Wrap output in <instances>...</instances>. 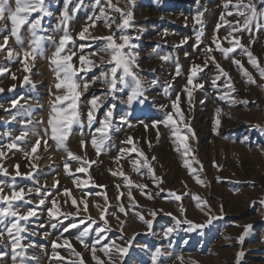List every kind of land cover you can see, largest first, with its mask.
Listing matches in <instances>:
<instances>
[{
	"label": "rangeland",
	"instance_id": "rangeland-1",
	"mask_svg": "<svg viewBox=\"0 0 264 264\" xmlns=\"http://www.w3.org/2000/svg\"><path fill=\"white\" fill-rule=\"evenodd\" d=\"M168 1L134 0L129 6L128 0H112L116 7L133 13L132 27L124 34L131 38L130 45L135 47H126L124 51L135 57L133 71L142 81L143 95L131 104L127 102L133 81L131 77L125 78L127 87L119 83L122 70L117 72L115 90H110L102 79L89 83L77 101L81 123L72 125L64 146H58L50 138L48 124L55 96L64 94L63 90L55 88L58 81L55 65L51 64L56 45L66 28L73 42L66 45L65 53L69 50L75 53L71 63L82 69L77 79L90 82L102 69L112 67L100 63L101 57L105 61L110 59L108 54L99 51L105 42L92 37L115 32L117 43H122L116 29V24L121 22L120 14L110 9L106 0H101L100 6L96 0H81L78 6L77 0H71L67 6L71 19L62 25L65 0H45L50 14L42 18V30L37 33L44 37L42 51L38 50L35 59L29 57L27 61L23 59V52L31 50L29 25L20 29L23 42L18 44L15 37L9 35L11 22L7 9L5 18L0 20V29H6L0 31V44L3 37L9 35L6 49L0 51V68L7 69L0 75V151L4 153L0 157V168L7 170V175L0 171V195L10 196L13 191L23 188L25 201L30 203L13 201L14 209L25 213L31 208L36 212L27 222H21L27 227L22 233V243L34 245L27 250V256L35 257L34 264H81V261L96 264L91 246L97 239V228L104 229L100 234L101 243L95 245L96 256L104 264H108V258L99 249L113 243L128 249L116 264H264V205L260 203L264 200V79L248 62L241 48L236 47L225 58L213 43L216 39L221 47H233L235 38L239 37L244 48L257 57L260 67H264V26L257 28L253 24L251 31L233 32L229 36L230 29L220 16L224 15L225 20L233 24L240 19L242 24L243 19L238 18L232 8L236 0H231L227 9L224 5L228 0H198L202 4L198 12L213 15L217 22L207 25L208 35L213 38L198 41L205 49L191 55L190 49L196 46L191 34L195 24L192 6L197 0H185L189 53L180 62L187 65L184 72L185 66L177 65L178 61L174 62L170 56V50L179 43L178 36L167 31L165 24H157L158 19L163 20L166 16L161 7ZM254 2L257 10L264 9L262 0ZM101 6L110 19H115L111 29L104 27L103 19L96 21L95 27L91 26L93 21L89 18L99 16ZM8 7L14 10L15 0H9ZM228 12L233 14L229 16ZM39 16V13H32L29 23ZM261 24L264 25V20ZM217 25H220L218 30ZM84 27L89 28L91 35L86 33L88 39L81 40L78 34ZM81 45H84L83 49ZM209 47L212 48L211 56L228 77L223 76L209 59L206 54ZM7 48L21 55L8 58ZM81 55L85 57L83 65L79 61ZM165 56L169 58L162 59ZM233 59L240 60L243 68L256 80L255 84L247 81ZM88 60L93 64L89 65ZM25 64L30 71L25 72ZM194 66H200L202 70L192 78L193 83L188 84ZM25 76L29 77L27 83ZM213 80H216L215 85ZM228 83L234 92L226 86ZM225 93H228L227 98ZM177 95L184 117L182 121L172 108ZM93 99L97 100L98 107L90 124L87 114ZM110 108L108 139L98 154L91 141L94 137L99 140L101 134L96 129ZM170 113L177 120L181 134L188 136L192 150L188 157L182 155V149L176 151L174 129L158 123ZM23 132L28 135L22 140L17 139ZM129 138L131 144L126 143ZM37 140L40 143L33 153ZM10 144L16 147L9 148ZM133 147L137 151H128ZM69 151L81 159H72ZM141 151L152 172L142 166ZM137 159L141 161L137 166L139 171L132 163ZM185 159L192 165L191 169L184 166ZM80 168L84 171H78ZM17 171L21 175H17ZM197 176L203 184L197 182ZM172 193L180 195L181 199L176 200ZM42 199L43 205L40 204ZM52 201L59 209L55 218L48 213L53 207ZM120 206L125 212L119 210ZM0 207H7V202H0ZM152 211L157 213L155 218L150 215ZM140 216L152 220L151 229ZM13 219L7 217L4 222L9 224ZM185 219L204 227L189 231V225L183 223ZM72 224L78 227L73 228ZM85 227H89L90 232L81 244L77 237ZM168 228L173 232L166 236ZM65 240L71 247L64 244ZM53 243L63 246L54 249ZM10 245L5 234L0 241V253L6 255L0 259V264H13ZM157 249L160 256L154 262L152 257ZM76 252L80 253L79 257ZM111 254L117 255L115 248Z\"/></svg>",
	"mask_w": 264,
	"mask_h": 264
},
{
	"label": "snow or ice",
	"instance_id": "snow-or-ice-1",
	"mask_svg": "<svg viewBox=\"0 0 264 264\" xmlns=\"http://www.w3.org/2000/svg\"><path fill=\"white\" fill-rule=\"evenodd\" d=\"M81 0H77V6ZM264 2V0H262ZM71 3V0H65V10L63 13V19L60 21L62 25L66 24L68 20L71 19V17L68 14V4ZM107 6L112 9L113 11L120 14L121 22L116 24V29L120 32V35L118 37L119 41H122V43H117V38L115 32H113L111 35L108 36H95L92 37L94 40H102L104 41L103 47L99 49L100 52H104L110 56V59L107 61L104 60L103 57L100 59L101 64H110L112 67L101 70L100 75L95 77L92 81H84V80H78V73L82 71L81 68H77L73 63H71L73 56L75 55L74 52L65 53L66 45L69 42H73V37L68 33L67 29H64V34L60 38L59 43L56 45V50L51 58V64L55 65L54 72L56 80L58 81L55 84V88L59 90H63L64 94L62 95H56L54 101L52 102L51 106V112L48 119V124L51 127V136L50 138L56 141L58 146H64L65 141L68 136V132L71 129L73 124H80L81 119L79 112L77 110V101L79 100L82 91H86L89 87V83H95L96 80L102 79L104 83L109 85L110 90H115L118 80H117V72L118 70H122V75L119 77V83L124 84L126 87L128 86L126 79L127 77H131L133 84L131 86V94L128 95L127 102L131 104L133 101L137 100L140 96L143 95V88H142V81L137 76L136 72L133 71V68L136 67L135 65V57L131 52H125L124 49L126 47H135V45H130V37L126 34H124L125 30L129 27H132L131 21L133 13L131 11L125 12L119 7H116L114 4H112V0H106ZM134 3V0H128V5L131 6ZM231 3V0H228V3L224 5L225 9L228 8L229 4ZM96 4L98 6L101 5V0H96ZM9 0H0V20H3L5 18V11L7 9L9 15L8 19H10L11 22V30L9 32V35L12 37H15V40L18 44H22V38L20 36V29L25 25H29V31L31 33L32 37V43L30 46V51L26 50L23 52V59L27 61L29 57H31L32 60L35 59V53H37L38 50L42 51L41 48V41L44 39V37L39 36L37 33L38 31L42 30L41 27V20L44 16L49 15L50 13L47 11V8L45 6V0H15V9L12 10L8 7ZM233 10L236 12V15L238 18L243 19V23L241 24L240 19H237L236 23L233 24L231 22H228L225 20L224 15L220 16V20L224 21L228 25L229 36L232 35L233 32H241L244 30L251 31V27L253 24L257 28L262 27L264 25L261 24V21L264 20V9L257 10L256 4L254 0H248V2H245V0H236V3L232 4ZM74 11L76 9H73ZM32 13H39L40 16L38 18L33 19L29 23V17L32 15ZM229 16H231L233 13L228 12ZM203 15V13H198L195 17V22L197 24H201L200 17ZM93 21L92 27H95V22L103 19L104 27L111 29L112 25L115 23V19H110L109 16L106 14L105 9L103 6L100 7V15L96 16L94 18H89ZM220 25H217V30L219 29ZM0 31H6V29H0ZM86 33L91 35L89 33V28L84 27L79 32V38L81 40L88 39V36H86ZM9 35H5L3 37V43L0 44V51H4L6 49V46L8 45L9 41ZM203 35L202 26L201 30L197 32L196 39L197 41H200L201 36ZM50 39V38H49ZM224 39H228L225 37ZM181 43H184L182 41ZM213 43L215 44V47L217 50H219L225 58H228V54L235 51L236 47L241 48L245 54L248 57V62L257 69V71L260 74V77L264 79V67H260L257 57H255L251 51H248L244 48V45L240 43L239 37L235 38V43L233 47H221V44L218 42V40L214 39ZM230 44L233 43V41H229ZM84 45H81V49H83ZM212 48L209 47L206 49V54L208 55L209 59L215 63L216 68L219 70V72L225 76L228 77V73L220 66L218 62L215 61V57L211 56ZM61 53H65L64 55H61ZM21 54L14 51V49L7 48V56L8 58L19 57ZM187 55V53H186ZM169 57L165 56L162 57V59L167 60ZM79 61L81 65L85 62V57L81 55L79 57ZM207 62H205V66L207 65ZM87 63L89 65H92L93 62L91 60H88ZM233 63L238 65L243 72V75L247 78V81L249 83L255 84L256 80L253 78L251 73L247 71V69L243 68V65L241 64L240 60L233 59ZM25 72L30 71L27 64H25L24 68ZM91 68L88 69L90 71ZM202 68L200 66H194L191 70V77L188 79V84L193 83V77L197 75L198 71H201ZM7 71L5 68H0V75H3V73ZM179 67L177 68V75H179ZM15 79V76H13ZM219 79V76L217 77ZM230 79V78H229ZM24 81L27 83L29 81V77L25 76ZM213 84H216V80H213ZM197 87H202L203 85H196ZM230 91L234 92L235 89L231 86L230 83L226 85ZM167 94V89L165 90ZM188 96L191 97V92H188ZM228 97V93H225V98ZM179 101L180 97L179 95L176 96L175 101L172 104V108L175 110V113L179 116V119L182 121L184 119L183 113L181 112V109L179 107ZM235 102V101H233ZM92 108L89 110L87 114L88 122L91 124V122L94 120V112L97 109V100L93 99L91 101ZM114 107V105H113ZM112 117V109L110 108L104 116V119L100 121V127L96 129V132L100 133L99 140H97L95 137L92 139L91 143L92 146L96 149L97 153L99 154L101 151V148L103 147L105 141L108 139V132L111 125V118ZM15 119V117H13ZM158 123H162L165 127L171 126L173 130V136L175 137L174 143H176V151L181 152L184 157H188L191 154V148L188 143V136L182 135L179 128L177 127V120L174 119L173 115L167 114L166 117L159 121ZM217 124H219V120H217ZM187 127V125H185ZM255 127L260 128V125H255ZM191 131V129H189ZM47 133V129L45 130ZM28 135L27 132H23L20 137H17V139H24ZM159 135V134H158ZM194 135V133H193ZM39 140L36 142V146L32 148V152L34 153L36 151V147L39 146ZM45 144H47V141H44ZM126 143L131 144L132 139L129 138ZM83 145V142H82ZM9 148L16 147L15 144H10L8 146ZM67 150V149H65ZM124 151V150H122ZM128 151H137L135 147L131 148ZM68 155L72 157V159L79 160L81 159L78 156H75L72 152H68ZM4 153L0 151V157H3ZM139 156L144 157L143 165L147 168L148 172H152L153 169L151 168L150 164L148 163V159L146 156H144V153L141 151L139 152ZM152 159H155L153 157ZM134 168L139 171V168L137 166L141 165V161L139 159L134 160L133 162ZM197 163H199L197 161ZM184 166L188 168H192V165L188 162L187 159L184 161ZM18 167V166H17ZM0 171H3L5 175H7V170L0 168ZM78 171H84V168L78 169ZM195 171V169H193ZM17 175H21L17 171ZM123 175V173H121ZM197 182L203 184L204 182L199 179V176L196 177ZM131 183V181H129ZM137 187H146L144 185H137ZM31 191V189L29 190ZM39 191V189H37ZM172 195L175 197L176 200H180L181 196L177 195L175 193H172ZM129 196H131V192H129ZM149 198L151 196L149 195ZM195 199L199 200V197H195ZM13 201H24L25 203H30V201H25L24 197V189L20 188L19 191H13L10 196H3L0 195V202H7V207H0V241H3L5 234L7 235V238L11 241V252H12V262L13 264H29V262L35 261V257H29L27 256V250L30 247H33L34 245L29 244L25 246L22 243L23 236L22 233L27 231L26 223L30 217H33L36 215V212L29 208L26 210L25 213H20L18 210L14 209ZM45 201L42 199L40 200V204L43 205ZM73 204L76 203L75 200L72 201ZM206 203V202H205ZM255 203V202H254ZM262 205H264V200L260 201ZM53 207L48 209V213L52 217H56V213L59 211L58 208L55 207L56 202L52 201ZM199 206V205H198ZM87 210V206L85 205V211ZM121 212H125V208L123 206H120L119 209ZM156 212L152 211L150 215L155 218ZM170 215V214H169ZM7 217H13L14 219L9 222V224H5V218ZM103 218V214H102ZM144 224L147 225L149 229L152 227V220L145 219L143 216L139 217ZM211 221H209L210 223ZM183 223L188 224L189 231H192L197 228H202L204 225H197L194 224L192 221H189L185 219ZM55 227V225H53ZM71 227L76 228L78 227L77 224H72ZM250 227V226H249ZM68 229L65 228V231ZM104 231L102 228H97L95 230V234L97 236V239L95 241V244L91 246V252L93 259L96 261V264H104V261H102L99 257L96 256V244L101 243V233ZM90 228L85 227L83 231L80 233V236L77 237V239L80 240L81 244H84V237H87L89 235ZM173 232L172 228H168L165 232V235H170ZM243 237H241V240ZM64 244L68 247H71L69 242L67 240L64 241ZM58 246L63 245H57L56 243H53V248H57ZM87 247V245H85ZM112 248H115V251L117 255L113 257ZM99 251H101L105 257L108 258V264H116L117 260L123 259V254H126L128 249L122 248L118 245H115L114 243L111 245L105 244L103 245ZM6 255V253H0V259L3 258V256ZM75 255L77 257L80 256V253L76 252ZM239 255H243V253H240ZM160 256V250L157 249L156 253L153 255L152 259L153 261H157ZM81 264H83V261H81Z\"/></svg>",
	"mask_w": 264,
	"mask_h": 264
},
{
	"label": "crops",
	"instance_id": "crops-1",
	"mask_svg": "<svg viewBox=\"0 0 264 264\" xmlns=\"http://www.w3.org/2000/svg\"><path fill=\"white\" fill-rule=\"evenodd\" d=\"M160 6V5H159ZM192 6V5H191ZM202 4L197 0L194 5L192 6L193 10V23L194 27L191 31V34H193V38H194V43L193 45H196L195 47H193L192 49H190V54L193 55L194 53H197L199 51H201L200 49H205L203 43H199L196 39V35L197 32L201 30V24L202 23H206V25L204 27H202V31H203V35L201 36L202 39L206 38H213L212 35H208V33H210V30H208V26L207 25H211L212 22H217L216 18L204 15V12H200L203 13V15L200 17L201 19V24H197L195 22V17L197 16V14L199 13V8H201ZM163 10H164V15H166L165 17L163 16V20L160 18L158 19V23L157 24H165L167 27V31H169L172 35H174L175 37L178 36L179 39V43L178 45H175V47L173 49H171L170 51V56L173 58L174 62H177V65H179L180 62L184 61V57H188V45L186 43L187 41V37H189V31H188V26H187V21H188V7L185 5V0H170L168 2H166L165 4L162 5ZM203 10V9H202ZM219 21V20H218ZM182 41H184V43H181ZM187 53V55H186ZM180 65L185 66L184 72H186V66L182 63H180ZM186 76V75H185Z\"/></svg>",
	"mask_w": 264,
	"mask_h": 264
}]
</instances>
